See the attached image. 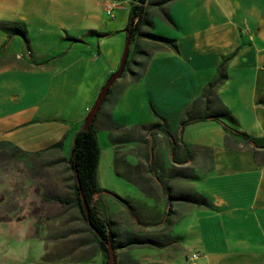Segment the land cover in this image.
Returning <instances> with one entry per match:
<instances>
[{"label":"crops","instance_id":"1","mask_svg":"<svg viewBox=\"0 0 264 264\" xmlns=\"http://www.w3.org/2000/svg\"><path fill=\"white\" fill-rule=\"evenodd\" d=\"M134 4L139 1L0 0V151L17 150L24 168L39 174L24 175L19 204L0 220V264L103 263L95 236L73 206L68 156L102 85L119 66ZM142 5L143 34L130 40L126 66L93 128L98 145L101 133L110 140L115 135L137 141L113 153V168L147 197L159 188L170 194L173 219L156 220L149 205L107 213L99 145L101 192L95 199L115 234V264H163L129 255L132 245L147 244L128 243L132 237L149 236L158 238L151 244L167 250L173 261L188 248L190 264H264V0H145ZM154 19H170L178 31L154 33ZM16 28L22 33L10 30ZM223 60L226 79L206 96ZM145 105L150 122L137 120ZM223 108L230 118L181 124L187 113L198 117ZM117 112L135 120L118 123ZM131 154L134 162L128 160ZM192 193L205 204L176 199ZM81 219L84 227L72 223ZM177 221L183 222L179 232L162 243L157 235ZM89 241L95 247L87 253ZM194 252L199 256L191 262Z\"/></svg>","mask_w":264,"mask_h":264},{"label":"rangeland","instance_id":"2","mask_svg":"<svg viewBox=\"0 0 264 264\" xmlns=\"http://www.w3.org/2000/svg\"><path fill=\"white\" fill-rule=\"evenodd\" d=\"M165 20L154 19V26L152 27L154 33L166 35L168 32L173 31L174 29L177 30V28H173V26L170 25L167 20V22ZM131 115L132 114L128 116L130 117ZM115 116L118 123H130L131 121L135 120L125 118L119 112H117ZM138 116L139 119L137 120H141L142 122H150L153 119L152 114L149 113L148 105H145L143 111L138 112ZM133 132L137 133L136 129H133ZM121 137L114 135L112 140H110L105 133H101L99 136V145L102 149V153L100 155V166L98 170L99 186L102 188V199L104 202H106V212L111 215H116L119 213V209L121 207L128 209L129 204L136 207H144L145 205H149L153 207L155 219L167 224L169 220L173 219V215H170V212L168 211L170 201H166L167 195L162 194V190L159 188L158 193H155L154 197H147L146 195L141 194L135 183H132L125 175L123 176L114 170L112 164L113 153L118 152L121 154V152L127 150L128 147L135 146L137 144V141H132L131 143L123 140L119 141L120 139H123V137ZM144 141H146V138ZM128 160L134 162L136 160L135 155H129ZM23 163V157L17 150L9 149L7 151H0V220L7 218L8 215L5 213L8 211H14V208L19 204L17 196L18 194L20 195V193L24 190V175H39L35 169H26V167L24 168ZM157 175L161 181L164 180V176H161L160 173H157ZM166 182L168 183V180ZM170 182L173 183L172 180ZM73 206L77 207L74 202ZM71 218L74 221L75 216H72ZM72 223L74 225H82V227L86 225L82 219L80 220V223ZM182 225L183 222L177 221L173 223L170 230L157 235V237L161 239L162 243H165L175 237ZM152 239L159 241L158 238L153 236ZM86 244L87 253H90L95 246L93 247L94 244L91 241L87 242ZM132 246L133 247L128 250L129 255L131 257H138L143 260V262H149L151 260L154 262L160 260L162 262L165 260L163 264H172V262L173 264H190L185 260V253L190 254V251L187 247V249L180 251L182 254L176 251L178 253L177 259L173 261L172 258L167 257V250H164L158 245L147 243L135 244Z\"/></svg>","mask_w":264,"mask_h":264},{"label":"trees","instance_id":"3","mask_svg":"<svg viewBox=\"0 0 264 264\" xmlns=\"http://www.w3.org/2000/svg\"><path fill=\"white\" fill-rule=\"evenodd\" d=\"M138 1L139 4H134L131 6L129 21L126 28L127 33H130V40H132V37L136 32L138 34H143L139 30V28H140V24L143 21L142 13L144 9L142 4L145 0H138ZM166 20L170 21V19H166ZM10 30L22 33V31L19 30L18 28L10 29ZM7 31H9V29H7ZM146 35L150 38L156 39L158 41H161L169 45H173L174 43V40L163 36H159L151 33H147ZM224 65L225 62L223 60V62H221V64L217 69L216 78L211 84L208 85L205 91L206 96L212 94L213 88L226 79V72ZM218 115L230 118L229 112L225 108H223L221 110V113H215V114L204 113V115L198 117H195L192 114L187 113L185 118L181 121V124L185 125L209 117L216 118L219 117ZM94 120L86 130H84L81 127L75 133L68 156V161L73 171V178H74V184L72 188L74 194L73 202L78 207L82 218L89 227V230L93 233V235L96 238L97 245L99 247L101 255L103 256L102 264H108V260H107L108 244L112 246L114 252L117 246L114 243L115 234L109 223L104 219V217L100 213V210L96 204L97 199H95V196L98 195L101 191L97 187V178H96V169L99 161V145L93 128ZM225 127L228 130H230L233 134L238 135L241 138L248 140L250 139V137L244 132L237 131L233 127L228 126L226 124ZM174 174H181V173L176 172ZM165 190L167 191V187L165 188ZM81 193L83 194L86 200L88 212H86L83 207ZM167 193L169 194L168 191ZM167 197H169L168 199H172L170 194ZM53 198L54 200L59 201L61 203L68 202V200H65L60 197H53ZM176 199L185 200L198 205L205 204L204 199L198 197L195 193L180 195L176 197ZM128 243H155V241L149 237H132L128 241ZM113 264H115V258Z\"/></svg>","mask_w":264,"mask_h":264},{"label":"water","instance_id":"4","mask_svg":"<svg viewBox=\"0 0 264 264\" xmlns=\"http://www.w3.org/2000/svg\"><path fill=\"white\" fill-rule=\"evenodd\" d=\"M129 45H130V33L127 34V38L125 41V45L123 48V52H122V56H121V60L119 63L118 68L110 74V76L106 79L105 83L102 85L93 105L91 106V108L89 109L87 115L84 118L83 121V125L82 128L84 130H86L90 124L93 122L95 115L97 114V112L99 111L107 93L109 88L111 87V85L114 83V81L120 77V75L122 74L125 66H126V62H127V57H128V52H129ZM81 198H82V204L83 207L85 209L86 212H88V208H87V203L86 200L83 196V194L81 193ZM115 258V253H114V249L112 248V246L110 244H108V264H113Z\"/></svg>","mask_w":264,"mask_h":264},{"label":"built area","instance_id":"5","mask_svg":"<svg viewBox=\"0 0 264 264\" xmlns=\"http://www.w3.org/2000/svg\"><path fill=\"white\" fill-rule=\"evenodd\" d=\"M106 11H107V13H108L111 17L113 16V14L111 13V6H110V5H107V6H106ZM198 256H199V253L194 252V253L191 254L189 260H190L191 262H194V261L198 258Z\"/></svg>","mask_w":264,"mask_h":264}]
</instances>
